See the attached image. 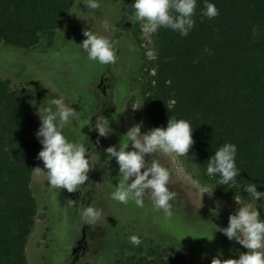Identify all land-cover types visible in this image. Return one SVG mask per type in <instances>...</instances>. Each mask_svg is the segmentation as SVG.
Masks as SVG:
<instances>
[{"label": "trees", "instance_id": "obj_1", "mask_svg": "<svg viewBox=\"0 0 264 264\" xmlns=\"http://www.w3.org/2000/svg\"><path fill=\"white\" fill-rule=\"evenodd\" d=\"M74 2L0 0V52L30 49L41 34L52 43ZM209 2L217 15L203 16L204 0H196L187 35L167 27L151 32L148 45L154 53L141 67L140 94L154 126H165L169 117L190 122L193 143L185 155L196 162L200 178L227 201H254L264 218V199L253 200L244 189L256 184L264 191V0ZM37 97L31 86L15 90L9 78L0 77V264H27L26 245L37 214L31 186L40 150ZM127 97L128 89L120 101ZM120 108V103L106 107L104 119L112 115L113 126L124 134ZM225 142L236 145L238 174L221 185L219 176L205 169L208 157ZM153 208L155 216L163 213ZM173 214L194 228L182 232L180 224L146 223L133 211L119 214L121 236L110 264H191L190 254L210 262L218 252L227 259L245 251L219 231L225 222L221 215L186 217L170 210L169 217ZM132 234L139 244L129 242Z\"/></svg>", "mask_w": 264, "mask_h": 264}, {"label": "rangeland", "instance_id": "obj_2", "mask_svg": "<svg viewBox=\"0 0 264 264\" xmlns=\"http://www.w3.org/2000/svg\"><path fill=\"white\" fill-rule=\"evenodd\" d=\"M98 2L99 8L93 10L85 9L80 0H75L52 43H49L45 34H41L38 43L30 49L0 52L1 56H5L0 59V77L9 78L13 89L31 86L38 94L39 103L58 93L66 104L77 109L79 117L64 128V133L68 138L89 146L92 151L91 178L88 183H91L93 190L89 204L101 212L97 220L83 224L80 210L85 207L90 185L77 190L79 197L76 196L77 191L68 193L49 185L44 171L34 168L31 186L37 201V214L26 245L27 264H110L114 258L115 242L121 236L116 217L127 211L137 212L146 223L162 220L173 226L180 224L182 232L194 228L193 225L182 223L175 214L171 217L163 213L155 216L154 206L147 194L143 197V203L148 207L146 210L136 205L134 198L121 203L110 197L116 184L125 182L118 173L115 158H107L104 148L109 145L118 147L119 141L124 142L125 138L113 126L112 115L107 117L109 133L104 139L103 136L98 137L94 127H90L96 118L104 119L105 108L111 106L109 93H113L115 79L124 71H130L131 75L118 86L119 97L128 89V97L123 101L118 115L121 127L127 131L128 127L139 121L143 122L141 132L155 127L142 101L138 82L141 67L153 57L154 52L148 45L151 32L144 29L143 21H137L131 15L132 0ZM105 22L107 29L104 27ZM86 27L116 41L114 62L100 64L86 58V53L77 44L85 38L82 30ZM110 71L114 76H111ZM101 77L106 89L105 96L101 94ZM88 114L89 127L85 125L88 124ZM34 115L39 125L36 112ZM145 158L148 163L156 159L169 170L168 188L174 193L169 201L170 210L186 217H201L215 214L216 208V214L225 219L223 227L227 226L229 213L238 207L236 201L219 197L215 188L200 178L193 159L187 155L162 152H155L149 157L146 155ZM36 166L43 168L39 159ZM69 199L72 200L71 205L68 204ZM238 199L241 203H251L256 207L254 201ZM83 225V242L79 240L74 243ZM229 241L246 251L234 238ZM187 259L191 264H210L196 255L190 254Z\"/></svg>", "mask_w": 264, "mask_h": 264}, {"label": "clouds", "instance_id": "obj_3", "mask_svg": "<svg viewBox=\"0 0 264 264\" xmlns=\"http://www.w3.org/2000/svg\"><path fill=\"white\" fill-rule=\"evenodd\" d=\"M80 3L84 4L85 9L99 8L98 0H80ZM195 6L196 0H132L130 4L131 15L135 20L144 22L146 31L154 32L159 27H167L178 31L181 36L187 35L193 27ZM202 15L208 18L216 16L215 4L204 0ZM104 27H108L106 22ZM82 34L85 38L77 44L86 53L88 60H95L100 64L114 62L115 40H110L91 27L84 28ZM35 112L40 121L35 136L41 144L37 159L43 164V168H35L44 171L49 185L68 193L79 190L89 180L92 151L64 133V128L79 117L77 109L66 104L63 96L57 93L44 98L42 103L36 105ZM142 123L139 121L128 127L122 135L125 140H120L118 147L109 145L104 148L107 158H115L118 173L125 182H118L110 197L121 203L134 198L136 205L142 206L143 197L147 194L154 207L162 210L164 215H170L169 201L174 193L168 188L169 170L156 159L148 163L145 157L155 152L175 153L178 156L187 154L193 143V128L186 119L169 117L165 126H155L141 132ZM93 127L98 137L109 133L106 118H96L90 129ZM235 156V144L225 142L218 146L207 159L206 174L218 175V184L226 185L238 174ZM244 189L253 200L264 199V191H258L256 184L247 185ZM234 200L238 207L229 213L227 226L219 228V231L229 240L234 238L246 251L240 252L238 257L227 259L222 258L223 254L218 252L212 257L210 264H264V218H261V210L251 203H241L238 198ZM68 204H72L71 199ZM214 210L216 214L217 209ZM100 215V209L91 204L80 210L85 223L94 222ZM128 240L132 245L140 243V238L135 234L130 235Z\"/></svg>", "mask_w": 264, "mask_h": 264}, {"label": "flooded vegetation", "instance_id": "obj_4", "mask_svg": "<svg viewBox=\"0 0 264 264\" xmlns=\"http://www.w3.org/2000/svg\"><path fill=\"white\" fill-rule=\"evenodd\" d=\"M110 74H111V76H114L113 72L110 73ZM130 75H131V72L130 71H124L121 75H118L116 77V79H115V85H114V91L111 94L109 93L110 103H111L110 105L111 106H108V108L113 107L117 103H120V105H122L123 101H120L121 99H120L119 94H118V86H119V84H120V82L122 80L123 81H126L129 78ZM99 83L102 85V93L101 94H102V96H105L106 95V89H105V85L103 83V77L100 78V82ZM91 119H93V116L91 117ZM87 122H88V127H89V114L87 116ZM87 147L90 148L89 146H87ZM89 177L91 178V175L90 174H89ZM85 183H86L87 186L90 185V188H89V190L87 192V198H86V201H85V205H84V206H87V205H89V201L91 199V194H92L93 188H92L91 183L89 184L88 181L85 182ZM76 196H79V191L76 192ZM83 224H86V223L84 222ZM84 226L85 225L81 226L80 233L78 235H76V239H75L74 243L77 242V241H79V240H81L83 242V231L85 229Z\"/></svg>", "mask_w": 264, "mask_h": 264}]
</instances>
